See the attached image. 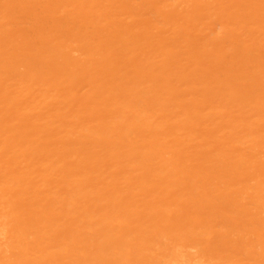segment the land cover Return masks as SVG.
<instances>
[{
  "label": "bare ground",
  "instance_id": "1",
  "mask_svg": "<svg viewBox=\"0 0 264 264\" xmlns=\"http://www.w3.org/2000/svg\"><path fill=\"white\" fill-rule=\"evenodd\" d=\"M0 264H264V0H0Z\"/></svg>",
  "mask_w": 264,
  "mask_h": 264
}]
</instances>
